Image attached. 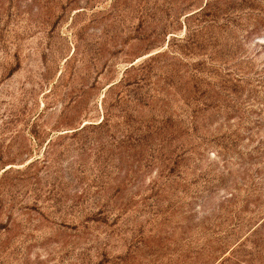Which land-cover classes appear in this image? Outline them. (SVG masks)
I'll use <instances>...</instances> for the list:
<instances>
[{
  "label": "rangeland",
  "instance_id": "374dc122",
  "mask_svg": "<svg viewBox=\"0 0 264 264\" xmlns=\"http://www.w3.org/2000/svg\"><path fill=\"white\" fill-rule=\"evenodd\" d=\"M0 264H264V0H0Z\"/></svg>",
  "mask_w": 264,
  "mask_h": 264
}]
</instances>
